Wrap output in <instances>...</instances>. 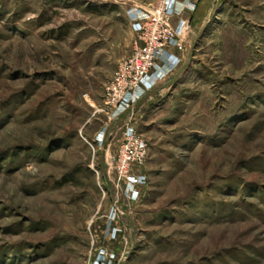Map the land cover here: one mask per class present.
<instances>
[{"label": "rangeland", "instance_id": "374dc122", "mask_svg": "<svg viewBox=\"0 0 264 264\" xmlns=\"http://www.w3.org/2000/svg\"><path fill=\"white\" fill-rule=\"evenodd\" d=\"M125 2L0 0V264H264V0L187 10L180 66L110 120L129 9L156 0ZM128 126L136 202L111 167Z\"/></svg>", "mask_w": 264, "mask_h": 264}, {"label": "built area", "instance_id": "2783aa9c", "mask_svg": "<svg viewBox=\"0 0 264 264\" xmlns=\"http://www.w3.org/2000/svg\"><path fill=\"white\" fill-rule=\"evenodd\" d=\"M125 5V0H112ZM200 0H156L145 7L130 5L128 12L137 32L132 54L122 60L106 88L105 111L117 119L135 108L162 80L175 72L182 62L178 54L186 50V34L190 21L185 19L187 10L196 9ZM106 132L102 136L104 142ZM148 157V144L132 127L124 131L119 152L111 167L118 175V182L125 184L124 196L136 202L142 196L147 179L142 167ZM117 218L113 211L112 221ZM117 228L110 230V238L117 239ZM115 255L105 251L94 264H114Z\"/></svg>", "mask_w": 264, "mask_h": 264}, {"label": "crops", "instance_id": "0c3cea01", "mask_svg": "<svg viewBox=\"0 0 264 264\" xmlns=\"http://www.w3.org/2000/svg\"><path fill=\"white\" fill-rule=\"evenodd\" d=\"M198 7V6H197ZM182 56V55H181ZM181 56H179V57H181ZM182 58V57H181ZM175 72H173L171 75H173Z\"/></svg>", "mask_w": 264, "mask_h": 264}]
</instances>
